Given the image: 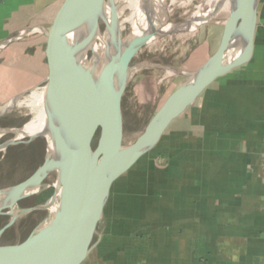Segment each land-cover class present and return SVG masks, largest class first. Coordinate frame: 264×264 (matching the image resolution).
<instances>
[{"label":"crops","instance_id":"obj_1","mask_svg":"<svg viewBox=\"0 0 264 264\" xmlns=\"http://www.w3.org/2000/svg\"><path fill=\"white\" fill-rule=\"evenodd\" d=\"M64 1L0 0V113L30 90L16 93L12 76L30 73L16 59L43 46ZM82 264H264V0L249 61L114 182Z\"/></svg>","mask_w":264,"mask_h":264},{"label":"water","instance_id":"obj_2","mask_svg":"<svg viewBox=\"0 0 264 264\" xmlns=\"http://www.w3.org/2000/svg\"><path fill=\"white\" fill-rule=\"evenodd\" d=\"M233 1L215 53L195 72L171 69L177 75H186L187 81L167 98L143 133L129 145L124 143L122 116V99L129 83L118 95H112L110 89L118 73L132 71V61L150 40H139L125 50L122 48V36L116 27L118 6L114 0L64 1L53 25L45 31V52L49 66L47 84L52 85L53 104L65 135L62 139L59 133L57 138L60 149L67 155L62 168L68 193L60 212L28 239L13 245H0V264H82L87 259L114 182L159 143L172 122L183 115L208 87L247 63L252 56L258 0ZM110 7L115 18L109 16ZM88 24L93 26L91 34L79 46L92 42L104 27L116 52L97 78L82 65L76 54L77 47L72 46L73 39ZM238 42V51L229 54ZM98 133L99 141L94 148ZM16 143L21 141L15 142L14 138L0 149ZM47 166L48 153L43 165L14 188L42 183L47 178H44ZM26 197L16 199L0 212L12 209Z\"/></svg>","mask_w":264,"mask_h":264},{"label":"rangeland","instance_id":"obj_3","mask_svg":"<svg viewBox=\"0 0 264 264\" xmlns=\"http://www.w3.org/2000/svg\"><path fill=\"white\" fill-rule=\"evenodd\" d=\"M116 2L115 5L119 7L118 12H122L120 15L121 21L132 15L133 10L124 5L122 3L123 0H118ZM179 2L181 4L174 7L170 5L169 1L167 4L171 9H169L171 11L169 14V24L173 26L184 25L189 20L191 21V19H194L193 14H196L198 10H202L201 12L205 10L203 13H207L215 9L217 5L216 0H191L190 2L189 0H179ZM230 7L231 5L221 8L222 10L219 11L220 13L217 12L213 14L210 20L198 24L194 30L171 32L158 37L152 43L140 49L131 63L134 74L129 81L122 99L125 145L133 143L143 133L147 124L167 98L185 82L186 78L184 76L177 75L175 74L176 72H171V69L178 72L191 73L192 70L198 68L217 50L220 36L223 33L224 24L231 12ZM101 34H105L104 27H102ZM131 34L132 26L127 24L121 36L125 39ZM30 41L32 42L30 44H33V46L38 43L36 38L26 40L25 42ZM46 42L42 47H39V50L36 47L28 51L26 53L27 56L23 57L24 59L21 57L16 59L18 65L20 64L30 69V73L26 76H19V73L18 75L12 76V81L16 83L17 86L15 88L17 91L16 93L24 89L30 88V90L24 93L23 96L19 95L15 98L19 97L20 99H25L26 96H30L32 90L47 85L49 66L45 52ZM3 54L0 55V62L4 59ZM92 58L93 53L91 52L89 60ZM0 89H3V87ZM33 118L34 113L30 108L22 106L0 117V129H21ZM7 139L12 140L14 137L12 134L3 136L0 138V142ZM98 141L99 133L94 139V148L97 146ZM47 153L48 140L45 137H38L33 141H30V138L23 139L20 145L13 148V158L7 163L0 165V191L14 188L23 183L24 181L19 182V180L23 178L25 174L27 175L29 170H31V174L33 175L35 171L43 165ZM14 167H17L18 170L16 181L12 174H10V171H12ZM31 174L30 176L27 175V177L30 178L32 176ZM55 177V173L51 174L42 182L41 195L44 200V204H42L43 208L55 195ZM28 205V201H23L18 204L17 209L25 213ZM50 215L47 209L37 213L32 219H29V221L33 222V225L27 227L24 232L22 228L28 219L22 217L14 224V228L3 237V243L13 245L25 241L37 228L42 226L43 223L45 224L50 221ZM9 220L8 217H4L0 220V233ZM17 232H19V235ZM96 240L97 235L94 242Z\"/></svg>","mask_w":264,"mask_h":264},{"label":"bare ground","instance_id":"obj_4","mask_svg":"<svg viewBox=\"0 0 264 264\" xmlns=\"http://www.w3.org/2000/svg\"><path fill=\"white\" fill-rule=\"evenodd\" d=\"M116 1L118 0H114L115 3H117ZM168 1L173 7L181 4L179 0H123L122 3L133 10L132 15L126 17L123 21L120 20L121 11L116 15V27L120 35L127 24L132 26V34L125 39L122 38V48L124 50L139 40H150V43H152L158 37L174 31L194 30L198 24L210 20L213 14L222 10L221 8L232 6L234 2L233 0H216V8L212 11L210 10L207 13H203L205 10L203 12H201L202 10H198L199 13L195 12L196 14H193V20H187L188 22L184 25L173 26L169 24L171 9L167 6ZM190 1L191 0H189V2ZM108 10L109 16L115 18L111 7ZM92 28L93 26L91 24L83 27L73 39L72 46L77 47L76 54L82 65L88 68L97 78L111 60L114 59L116 52L109 32L100 35L96 33L92 42L79 46V44L91 34ZM239 45V42L235 44L229 54L237 52ZM91 52L93 53V58L89 60ZM133 74L134 71L128 74L126 72L118 73L111 85L110 93L112 95H118L126 84L129 83ZM22 106L30 108L34 113V118L21 129H0V138L7 133H11L15 136V142L22 141L26 138L35 139L38 137H45L48 140V166L44 173V178H48L51 174H56L54 182L56 191L54 197L45 204L44 209L50 212L51 215L49 219H53L55 214L60 212L61 206L65 203L68 187L62 168L67 155L60 149L57 138L59 133L62 139H65V135L63 134V124L53 104L52 85L47 84L42 88L32 90L30 96H26L25 99L16 98L0 113V116L13 112ZM41 188L42 183L38 182L21 189L17 187L0 191V210L6 206H10L20 197L38 194ZM9 214L11 215L10 224L17 223L25 215L15 206L9 211ZM39 233L40 231L37 232L36 236Z\"/></svg>","mask_w":264,"mask_h":264},{"label":"flooded vegetation","instance_id":"obj_5","mask_svg":"<svg viewBox=\"0 0 264 264\" xmlns=\"http://www.w3.org/2000/svg\"><path fill=\"white\" fill-rule=\"evenodd\" d=\"M10 134L11 133H7L4 136L10 135ZM13 137L15 138L14 135H13ZM9 141H10V139H7V140H5L3 142H0V146L4 145L5 143H7ZM24 144H26V143H24ZM18 145H20V143L11 144V145L7 146L3 150L0 149V165L7 163L11 158H13V155H12L13 148L18 146ZM10 172H11L10 174H12V176L14 177V180L16 181V176L18 174L17 167H14L13 170L10 171ZM30 174H31V170L28 171L27 175L30 176ZM27 175L25 174L24 177L19 180V182L26 181L28 179ZM41 194H42V192L40 191L36 195L28 196V197L20 200L15 205V207L18 208V204L19 203H22L23 201H28L29 202V205L26 208V212L24 213L25 215L23 216L24 218L28 219V221L25 223L24 227L22 228L23 232L26 230L27 227L33 225V222L29 221V219H32L34 217V215H36L37 213H39L41 211H44V208L42 207V204H44L43 203L44 200L42 199V195ZM10 210L11 209L8 208V209H4V210H2V212H0V220L3 219L4 217H8L10 219L4 225V228L2 229V231L0 233V245H10V244H4L3 243V237H5L8 234V232L14 227V224H10V221H11V215L9 214ZM17 234L19 235V232H17Z\"/></svg>","mask_w":264,"mask_h":264}]
</instances>
